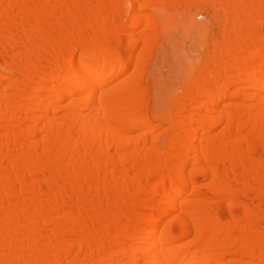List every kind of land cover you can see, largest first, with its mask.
Instances as JSON below:
<instances>
[{"label": "bare ground", "instance_id": "1", "mask_svg": "<svg viewBox=\"0 0 264 264\" xmlns=\"http://www.w3.org/2000/svg\"><path fill=\"white\" fill-rule=\"evenodd\" d=\"M142 1L0 0V264H264V0ZM181 21L164 107L121 78Z\"/></svg>", "mask_w": 264, "mask_h": 264}, {"label": "rangeland", "instance_id": "2", "mask_svg": "<svg viewBox=\"0 0 264 264\" xmlns=\"http://www.w3.org/2000/svg\"><path fill=\"white\" fill-rule=\"evenodd\" d=\"M201 2L203 3V1ZM140 5L145 6L143 8L144 13L155 18L154 9L149 1L143 0ZM212 9V6H207L208 13H199L194 17L192 15L189 17H192V22L197 24L206 23L212 28L213 33H217L215 36H219L221 29H219L220 27L217 28L218 26L214 22ZM131 17L132 15L128 17V21ZM160 24L162 23L160 22ZM140 31H143V28ZM166 34L162 35L155 29L150 30L149 42L146 45L147 50L141 61L138 62L139 65L134 69L136 67L134 63L132 71L130 70L121 78L123 79L132 72L143 76L147 84L153 85V95L164 107L173 97L181 95L188 73L192 70V65L201 69L203 60L208 55L206 45L208 43L204 44L205 39L203 40L195 30L189 29L186 21H181L179 25L171 28ZM161 132H163V128L160 130ZM223 216L224 214H222ZM223 218L226 220V217Z\"/></svg>", "mask_w": 264, "mask_h": 264}]
</instances>
